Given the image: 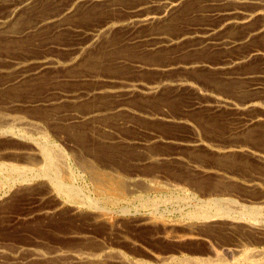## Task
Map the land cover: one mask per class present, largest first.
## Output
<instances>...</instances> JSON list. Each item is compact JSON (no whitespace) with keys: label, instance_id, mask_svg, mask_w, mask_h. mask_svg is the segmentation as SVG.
Segmentation results:
<instances>
[{"label":"rangeland","instance_id":"rangeland-1","mask_svg":"<svg viewBox=\"0 0 264 264\" xmlns=\"http://www.w3.org/2000/svg\"><path fill=\"white\" fill-rule=\"evenodd\" d=\"M246 1H249L250 3H248V5H237L236 3L229 0V1H226V2H223L222 4H220L219 8L226 9V8L237 7L238 9L255 10L258 8H255L256 5H254V4L261 2L262 0H260V1L259 0H252V1L246 0ZM66 2H67V0H62V1L59 0L57 6L54 4L53 6L49 5V6L39 8V12L37 13V17L50 14L49 12H52L53 10H54V12L55 11L57 12V10H59L61 8L63 3L65 4ZM1 4L2 3H0V5ZM2 5L0 6V14H2V12L3 13L6 12V10H7V9H5L7 7L5 5H3V6ZM215 6L216 5H211L210 3H207V5L204 4V6L200 9L199 7L195 6L194 4H191V5H188L185 10H182V11L174 14L173 15L174 19L173 18L171 19L170 24H168V26L165 29L166 32L169 34V37L170 36L173 37L175 34L179 35L183 32H187L188 34L190 33L191 36H193L194 38L180 42V44L178 43V44L173 45L171 47H168V46L163 47L162 46L163 48H161L159 46L161 49L155 48V51L148 50L145 46L146 44H143L145 42H143V43L142 42H140V43L139 42H132V40H131L132 38L137 37L146 31L140 30L137 32V31L131 29L130 27H128L127 24H125L126 22L121 21V18H123V13L126 12L125 15H127V11L130 9V8H127L125 5L122 6V8H121V6L118 8H115L116 10H114V9H110V11L109 10L107 11L105 9H103L102 11L101 10L100 11L95 10V11H92V14H90V15H84V10H82L78 15L69 17V19L67 18V20L65 19L63 21L64 26L68 27V28H65L62 31H55L54 32L52 29L51 30L50 29L49 30H47V29L46 30H40V31L30 35L28 38L25 37L24 39L17 41L15 43L14 47L12 46L13 49L15 48L14 50L10 49L11 47L10 48H4V49L0 50V59L2 58L1 56H3V55L7 56L8 54H10L13 58L18 57L16 59H19V60H20V58H21V60H30L32 58L33 59V60L31 59L32 61H40L41 59L43 60V59H46V57H47V59H50L53 62L55 61L54 63L57 62L59 64L58 65L56 63L58 65V70H59L55 73L57 75V79L51 80L52 78H50V80H49V78L47 79V76L45 75L44 77H42L41 79L38 80L39 82L35 81V82H37V85L35 82H33L32 84H30L31 86H28L25 88L17 87L16 93L13 91L14 93L10 92L9 93L10 95H6V96H8V99L6 98V96H3V95H2L3 97L2 96L0 97V108H1L0 110H3L2 113H0V115L2 117H4L2 121L8 120L13 124L12 126H14L16 124L15 125L16 127L12 129L13 134L15 135L14 136L15 138H13L14 141H16L17 139H19L21 137L22 131H23V134L28 133L29 137L27 135L25 136L26 137L25 139L27 142L29 141V142H32L33 144H38V143H43V141L45 142L47 140L51 145H53L52 147H54V148H60L63 150V152H65V150L66 151L69 150L68 152H65V155H66V161L68 162V164L70 166L74 165V162H75L74 158L70 154L72 149H74V147H75V149L78 148L77 150L82 148V150H84L82 153L86 152L85 155H87V156H89V154H87V153H90L91 154L90 156L93 158L95 157V159L98 161V164H100V165L103 164L104 167L106 165V168H104L106 171V174L107 173L108 174L109 173L114 174L115 176H117V178H119V179L122 178L121 180H123L124 183L128 182V181L130 182V183L129 182L125 183L127 185V188H128V190H126L127 198L125 199L124 202L119 203L120 207H123L124 205L126 206V212H125L126 214H123L122 212L120 213L116 208L113 211H111V213H112L111 216L114 219L120 221L119 224L115 225V227L113 229L109 230V228H105L102 225H93V224H90L89 222H86L84 220H76V219L74 220V216L71 215V217L73 218V219H70L71 221H68V223L66 221H64L63 224L61 223V225H63L66 228H64V230H62L61 232H58L60 235L57 233L56 236L55 235L46 236V235H43V234L36 232L34 229H30V227H28V225H27V221H29V220L27 218H25V217H27L26 213L31 211L32 208H35V207L37 208L39 205H41L40 203L43 204L42 206L45 205L44 202H40L38 199V197L41 194H37L38 193L37 190H34V189L33 190H27V192L29 191L27 193L26 191H23L24 190L23 187H20V188L18 187V186H20V184L18 182L14 183V185H13V183H9L6 179H4V177L0 176V187H1L0 188V204H1L0 205V218L2 216V218L0 219V246L4 247L3 250H5V254L8 253V254H11L13 256H17V257L20 256L21 257L22 255L25 256V254L28 255L29 253H31V250H33L32 253H35V252H38L41 254L46 253L45 255H48V257L51 256V254H49V252L54 253V251H59V252L64 253V254H77L79 251L78 254L82 253V255H88L91 251L96 252V250H99V248H101L102 246H107L108 249H106V250L109 252L121 251L122 253H125L126 255H129L130 257H133V258H143L144 260H148L150 262H152V261L155 262L152 258V256L154 254H161L162 255V254H169V253H178V250H180V249H182L183 253L189 254L188 253V249H189L188 247L196 246V245H193L194 243H191V242H190V244L186 245L187 241L186 242L185 241H171V240L163 239L156 232H154L153 226H154V224L156 225V224H159V222H163L164 219L165 220L169 219V221L175 222L177 219H179L178 217L181 216L179 213L180 211L176 210V208H180V209H182L183 212H186L189 208L194 207V205L197 203L196 199L193 198V196H191L193 198L192 200H191V198H189V199H185V201H184L183 200V198H184L183 196H185L184 191L180 187L175 188V185L183 186L184 189L186 188V192H188V193H191L192 191L196 192L199 197H201V195L207 194L209 192V190L211 189L210 184L212 183V181L204 182L203 184L205 187L203 186V187H200L199 189H197V188L194 189V188L186 185L184 183V181L181 180L182 177L185 174H187V172L189 171V170H187V168L191 169L190 167H193V166H191V165H193V163H195L197 166H199V164H200V166L202 165V167L205 166V169L207 167H208L207 169H213V167H215L216 163L214 162V159L212 157H210L209 154L211 151H210V149L207 148V146L212 147V148H216V145H219L218 143L223 144V143L232 142V141L234 142L235 140L243 141V140H245L243 137H245L246 134L241 135L242 136L241 139H240V136H236L237 138L235 137V135L237 133H239L236 131V130H238L237 126L239 124V113H237L236 110L221 109L218 111V110H214L210 107L205 108V109L203 107L192 109L191 105L195 101H197V97H196L193 89L189 88V85H185L184 87H179L178 85L180 83L191 84L193 87L200 90L203 94L204 93L207 94V96L204 94V97H205L204 100H206V99L208 100L209 98H210L209 100H211L213 97H215V96L219 97L221 95L222 96L229 95L232 97L237 96L238 98L237 97L236 98L238 100L247 99L249 97H253L254 99L257 97L256 99L262 100L264 97V92H259V91L255 90L254 88H252L254 83L259 82L262 85L264 84V56H262V55L256 56V57L254 56L255 58L251 57L247 61V63L240 65L237 67V69H235V71L240 73L241 76L243 75L242 77H244L243 78L244 80L227 78L225 76V74L223 73L222 69H220V67H219V66H221L220 64L223 63L224 60L226 61L229 57L237 56L240 53L246 54V52L248 50H250L252 48H256L257 46H258L257 48L263 49L264 48V46H263L264 45V41H263L264 35L263 36H257L254 39L250 40V42L246 43V45L243 44V46H239L235 49H224V48L216 46L215 44H214L215 45V47H214V45L211 43L205 44L204 40L207 39L209 36H214V37L217 36L218 38H220V37L239 38L242 36V34L244 32V30L242 28H239V27H234L233 29H229L225 32L219 31V33L218 32L215 33L213 31L209 32L208 28H211L212 25H214L216 23V19H214V17L211 15L212 13H209V11L212 12V9ZM259 7H260V5H259ZM46 8H48L49 10ZM206 9L208 12L206 11ZM260 10H261V12L264 13V7L263 6L260 7ZM80 15H81V18H80ZM114 16L116 18H114L113 21L116 23H114L112 21L113 23L110 22V24L108 25V27H110L111 29L114 26L111 34L107 37L105 36L106 37L105 38L101 31L95 32L97 34L96 39H98V41L100 42L99 46L96 48V46H97L96 45L91 50L92 52L91 51L86 52V54L83 56L82 59L77 60L78 62H74L73 64H69V62H68V60L70 61L69 56H73V55H69L70 52L68 50H64V48H68V47L73 48V47L82 46L84 44H89L86 42L89 40L88 39L89 33L94 32L92 29L96 28L100 23H102L106 19H109V18L114 17ZM75 18H76V20H75ZM22 19H23L22 22H24L23 23V25H24L26 23L27 19H24V18H22ZM259 19L257 18L254 21H257L259 23L261 21ZM69 20L72 23H70ZM69 23L72 25H69ZM94 26H96V27H94ZM21 27H22V24H20L19 28H21ZM48 32H50V33H48ZM44 34H46V35H44ZM197 34H198V36H197ZM38 36L40 37V39ZM52 37H54V39ZM174 37H176V36H174ZM36 38H38V39H36ZM99 38H101V39L99 40ZM29 39H30V41H28ZM260 39H262V40H260ZM32 40H34V41L31 42ZM21 41H22V44H21ZM35 41H37L38 43ZM123 41H124V43H123ZM48 42H50V43H48ZM261 42H263V43H261ZM110 43L114 46L111 47ZM51 44H54V45L52 46ZM116 44L120 45L121 48H119ZM21 45H23V46H21ZM17 46H18V48H17ZM24 46L26 49L24 48ZM28 46H30V47H28ZM57 46H60V47H57ZM113 47H117V49L113 48ZM16 51L17 52L19 51V52L17 53ZM20 51L21 52L23 51V53H24V51H26V52L24 54L21 53L22 54L21 55ZM114 51H116V52H114ZM6 52H8V53H6ZM110 53H112V54H110ZM146 53H147V55H146ZM33 54H34V56H37V57H35L36 59L34 58ZM103 54H104V56H103ZM97 55H100L101 57L97 56ZM116 56L119 57V59ZM124 56L128 61L124 58ZM87 57H89V58H87ZM94 58L97 60H95ZM109 59H111V60H109ZM144 59H147V60H144ZM141 60H143V61H141ZM144 61H145V64H144ZM150 61L151 62L153 61L152 62L153 64ZM169 61H171V62H169ZM174 61H176L177 63H175ZM110 62L112 64H110ZM146 62L147 63L150 62L151 64L149 65ZM137 63H138V65L144 64V66L142 65V67L138 68L136 66ZM168 63H170V65H171L169 67V69L166 70L165 72L164 71L161 72L159 70L160 65L161 64H168ZM100 64H102V65L100 66ZM95 65H97L99 67L96 66V68H97L96 69ZM152 65H154V66H152ZM156 65H158L159 68H155ZM192 65L193 66L204 65V66H198L200 68H195V70L192 69L191 67L187 68L188 66H192ZM92 66H94L93 68H95V69H92ZM85 67L87 69L86 71H85ZM145 67H147V68H145ZM100 68L105 69V70H101ZM91 69H92V71H91ZM62 70H64V71H62ZM96 70H100L101 74L103 71V74L101 75L99 73V71L97 74ZM60 71H61V73H60ZM66 71H67V73H66ZM205 71H206V73H205ZM89 72H91V73H89ZM95 72H96V74H95ZM57 73H59V74H57ZM92 73L95 74V76L97 75L98 78L101 79L99 81L97 80L98 82L95 81L96 85H97V83L98 84L99 83L105 84L104 85L105 87L102 90H100V91H102V94H99L100 96L97 95L95 97L96 99L93 98L94 100L85 99L82 97L76 98V99H73V101L71 100L68 102H63L61 104L51 106L52 108L50 107V109L48 108L49 106L48 107H45V106L40 107V106H30L28 104V102H31V99L33 101L36 99L39 100V99L52 98L53 96L50 97L49 95L50 94L54 95L55 91H57V90L58 91H61V90L62 91H72L74 93L79 92V91H84L85 89L93 86L94 82L92 80L90 83H89V81H86L85 83L84 82L71 83V82H64L66 80L61 81L60 80V79H62L61 76L63 74L64 77L67 78V76H68V78H69V77L75 76L74 74H79L80 76L81 75L85 76L86 74H92ZM4 76L11 77L12 74H7V75L5 74ZM45 78H46L47 82H49L48 83L49 85L46 83ZM179 78H181V79H179ZM1 80H3L2 77L0 78V81ZM235 80H241V81L236 82ZM59 81H61V82H59ZM43 82H45V83H43ZM50 82H52L53 85L56 82V84L54 86V88L56 90L53 88V85ZM41 83H42V85L44 84V86H42ZM57 83L60 84V87ZM150 83H151V85H150ZM45 84H46V86H45ZM142 84H143V86H147V87L152 86V85H154V86L158 85L161 87V90L157 94H145L144 89L147 87H143ZM242 84H244V86ZM50 85H52V87H50ZM127 85H129V88ZM130 85H132V86H130ZM167 85H170V86L168 87ZM111 86H112V89L110 88ZM139 86H140V88H138ZM43 87H45V88H43ZM114 87H116V88H114ZM242 87H244V88H242ZM79 88H82V89H79ZM121 88H123V89H121ZM30 89H32V90H30ZM77 89H79V91H77ZM32 91H34V92L32 93ZM51 91H52V93H51ZM237 91L240 93H238ZM40 92H44V93L40 94ZM105 92L107 93V96H106ZM23 93L24 94L26 93V95H24ZM42 94L44 95V97L42 96ZM109 94H111L112 98L110 97ZM31 95H34V96H31ZM46 95L48 97H46ZM259 95L261 96L260 98L258 97ZM116 96H117V99H116ZM121 96H124L126 101L124 100V98H121ZM35 97H36V99H34ZM107 97H108V99H107ZM109 97L111 99H109ZM241 97H242V99H241ZM121 99H123V100H121ZM14 100H17V101H14ZM101 100L105 101L106 104L104 102H102ZM7 101H10V102L8 103ZM81 102H82L83 106H82ZM109 102H111L110 105H109ZM261 102H262V104H264L263 101H261ZM91 103H93V104H91ZM97 103L98 104L100 103V104L97 105ZM101 103L103 105V108L100 107V106H102ZM121 103L122 104L124 103V105H122ZM79 105H81V106H79ZM108 105L110 106V108L108 107ZM119 105H122L125 108L129 107L128 109L130 110V112L132 111V114L130 112H128L129 113L128 114L126 112L117 111V112L113 113L114 115H116L115 116L116 118H114V115L112 113H111L112 115H110L108 113V114H105L103 117L100 116V117H96V118H93V117L91 118L89 115L86 114V113H89L91 110H93V108L98 109L100 107L101 109L111 110L114 107L119 106ZM63 107H65V108H63ZM21 108H23V109H21ZM34 109H36L37 111L36 110H35L36 112L33 111ZM38 109H40V110H38ZM51 109H53L54 111H52ZM5 110H7V111H5ZM8 110H10V111H8ZM70 110H72V111H70ZM13 111L16 112L17 114H15ZM84 111H86V112L84 113ZM6 112L7 113L11 112V113L7 114ZM3 113H6V114H3ZM73 114L75 116H77V115L83 116V118L81 120L80 119L74 120V116H72ZM127 114H128V116H127ZM8 116H10V117H8ZM2 117L0 119H2ZM6 117H8V118H6ZM88 119L90 122H88ZM19 120H21V121H19ZM193 120H196V121H193ZM28 121H29V124L31 126V127L29 126V128H28V123H27ZM59 121H62V122H59ZM20 122H23V123H21L19 125ZM31 122L33 125L35 124L34 125L35 127L33 125H31ZM78 122H80V123H78ZM62 123H64L65 125L63 124V126H62ZM83 123L86 125H84ZM104 123H106V124H104ZM36 124H38V125L36 126ZM80 124H81V126H80ZM59 125H61V126H59ZM87 125H89V126H87ZM93 125L94 126L96 125V126L94 127ZM100 125H102V126H100ZM49 126L51 128V132H50V128H48ZM75 126H77V127L79 126V129H77V127L75 128ZM21 127H23V128H22L21 133H20ZM37 127H39V128H37ZM63 127H64V129H63ZM87 127H88V129H87ZM103 127H105V128H103ZM52 128H54L55 130ZM72 128L76 132L74 130H70ZM26 129H27V131H26ZM33 129L40 131L42 134L38 135L36 133V131H33ZM54 131L55 132L57 131L56 132L57 134ZM98 131H99V133H98ZM101 131L105 132V133L102 134ZM106 131H108V132L110 131L111 136L109 133H108V135H109L108 136L106 134L107 133ZM93 132L95 133V135ZM44 133H45V135H44ZM263 134L264 133H262L261 131H256V134L254 136V140L252 142H248L247 140L246 141L248 143H250L251 145H253L254 149H256L259 152L264 153V135ZM59 135H60V137H59ZM70 135H72V136H70ZM105 135H106L107 139L105 138ZM16 136H18V137H16ZM69 136H70V138H69ZM77 136H79L81 138L79 139V137H77ZM100 136H101V138H100ZM33 137H35V138H33ZM44 137H47V139H45ZM72 138L73 139L77 138V139L72 140ZM99 139H101V140H99ZM147 139L148 140L150 139L149 142L147 143L148 147L146 145V146L142 147V149H141L140 147H137V145L134 144V143L144 142ZM194 139L201 140L207 146H205V147H203V146L191 147V146L187 145L188 142H192ZM34 140L37 143L33 142ZM108 141L110 142L109 144L111 146H109ZM27 142H22L21 140H17L15 143V146L22 147V149H27L31 145V144H28ZM80 142L83 144H79ZM130 142L133 144H131ZM209 142L211 145L209 144ZM76 145H77V148H76ZM101 145L103 147L104 146L105 147L103 148ZM106 147H108V148H106ZM105 150H107L108 152ZM141 150H143V151H141ZM144 150H146V151H144ZM97 151H98V153H97ZM79 152H80V150H79ZM97 154H99V156ZM146 154H151V155L146 156ZM100 155H102V156H100ZM195 156H196V160H195ZM163 157H166V158L163 159ZM177 157H181L182 159H176ZM21 158L22 159L18 160L17 163L22 162L20 164H23V161L25 158L23 156H21ZM100 158H103V159H100ZM142 158H144V160ZM147 158H148V160L151 159V161L147 162L148 161ZM155 158L158 162L155 161ZM235 158L239 159L238 157H235ZM145 159H146V161H145ZM246 159L249 162L248 163L249 166L247 168L250 171L252 170V174L250 173V171L247 168H246V170L245 169L242 170L241 166H243V164L242 163L240 164V162H239V165H237L238 167L236 165H232V163L229 165V167H227V169L229 168V170H231V171H234L235 168H237L236 170H238V171L235 170L237 172L236 175L240 178L243 177L242 178L243 181L244 180L246 181V178L254 177L257 173H260L263 171L262 167L264 168L263 164L258 163L256 160L252 159V157L248 156ZM161 160H163V161L161 162ZM13 161L16 162L17 160L16 161L13 160ZM26 163H28L27 160L24 161V164H26ZM210 165H211V167H210ZM107 166H108V168H107ZM127 167H128V169H126ZM258 168H260V170ZM117 171H119V172L117 173ZM124 176L127 178L125 179ZM262 177L264 178V176H262ZM135 178H140L141 181L140 180H138V181H140L141 186H138L140 184V183L138 184V181L137 182L134 181ZM131 180H133V181H131ZM144 181L147 183H145ZM150 181L152 184L150 183ZM162 181L167 182V183H159ZM132 182H134V183H132ZM170 183H172V184H170ZM206 183H208V184H206ZM128 184H129V186H128ZM173 184H175V185L173 186ZM80 185H82V187H83L84 194H86V195L88 194L95 201H98V195L95 193L93 184L89 182V179L87 178V176L85 177V179L80 180ZM164 185H166V186L163 187ZM139 187H141V188H139ZM145 187H150V188H155V187L158 188L159 187V188H163V189L157 190L160 194L157 191H153L151 189L150 193L148 195H145L146 190L149 189V188L146 189ZM131 188L132 189L134 188L135 192ZM206 188H207V190H206ZM129 189L132 191H130ZM15 190H17V191H15ZM32 193H34V194H32ZM168 193H170V194H168ZM143 195H145L146 198L149 196L154 197L156 195L159 199H161V198L162 199H165V198L168 199V197L170 195V197H169L170 200L168 199V202H167V199L165 201L162 200V201L166 202L165 204H161V207H162L161 210H163L165 215L155 214L153 209L148 208V207H142L141 206L142 204H140V203H142V200H139V198ZM159 196H162V197L160 198ZM171 196L173 198L175 197V199H171L172 198ZM254 196L257 198L259 197L260 199H261V197L263 198L264 197V190L256 189ZM176 197H178V199ZM159 199H158V201H160ZM263 200H264V198H263ZM176 202H177V204H175ZM187 203L188 204L191 203V204H189L190 206L189 205L186 206ZM114 211H116V212H114ZM171 212H173V213L171 214ZM170 217H171V220H170ZM143 219L148 220V222L145 223V221ZM149 220H151V221H149ZM152 220H154L153 224H152V222H153ZM66 223H67V225L65 226ZM185 246L186 247L188 246V247L185 248ZM51 250H52V252H51ZM71 251H73V252H71ZM87 252H88V254H87Z\"/></svg>","mask_w":264,"mask_h":264},{"label":"bare ground","instance_id":"bare-ground-1","mask_svg":"<svg viewBox=\"0 0 264 264\" xmlns=\"http://www.w3.org/2000/svg\"><path fill=\"white\" fill-rule=\"evenodd\" d=\"M58 1L59 0H0V3H2L3 5H5L7 7V8H5V9H7L6 12H4V13L2 12V14H0V50H2L4 48H10V47H11L10 49H13V47L17 41H20V40L24 39L25 37L28 38L30 35L38 32L40 30H46V29L51 30L52 29L54 32L55 31H62L65 28H68V27L64 26L63 21L65 19L67 20V18L69 19V17L78 15L82 10H84V15H90V14H92V11H95V10H97V11L98 10L102 11L103 9H105L107 11L108 10L110 11V9L116 10L115 8H118L120 6L122 8V6H124V5L130 9L129 10L127 9L128 10L127 15H125L126 12L125 13L122 12L123 18L120 17L121 21L126 22L125 24H127L128 27H130L131 29H133L137 32L140 30L146 31V32H143L142 34H140L139 36L134 37L132 39L130 38V39L132 40V42H139V43L145 42L143 44H146L145 45L146 48L150 51H155V48H160V47L161 48L167 47V46L171 47V46L176 45L178 43L180 44V42L194 38L193 36H191L190 33H189L190 34L189 35L187 32H183L179 35L175 34L174 36H176V37H174V36L169 37V34L165 30L166 27L168 26V24H170L171 19L172 18L174 19L173 15L176 14L177 12L185 10L186 7L188 5H191V4H194L195 6L199 7L200 9L204 6V4L207 5V3H210L211 5H216L212 9V12L209 11V13H212L211 15L214 17V19H216V23L214 25H212L211 28H208L209 32H211V31H213L215 33H217V32L219 33V31L225 32L229 29H233L234 27H239V28H242L244 30L242 36L239 38H234V37H230V38L229 37H220V38H218L217 36L216 37L209 36L207 39L204 40L205 44L211 43L213 45L215 44L216 46L224 48V49H235L239 46H243V44L246 45V43L250 42V40L254 39L257 36H263L264 35V13L261 12V10H260L261 6L264 7V0L254 4V5H256L255 8H258L255 10H244V9H238L237 7L226 8V9L219 8L220 4H222L223 2L229 1V0H67V2L65 4L63 3L61 8L59 10H57V12L56 11L54 12V10L52 9L53 13L49 12L50 14L37 17V13L39 12V8L49 6V5L53 6L54 4L57 6ZM231 1L236 3L237 5H248V3H250L249 1H246V0H231ZM259 5H260V7H259ZM46 9H48V8H46ZM206 11H207V9H206ZM22 18L27 19L26 23L24 25H23L24 22H22V20H23ZM80 18H81V15H80ZM114 18H116V17L114 16V17H111L109 19H106L105 21L100 23L97 27L94 26L96 28L92 29L94 32L89 33V38H88L89 40L86 42L89 44L83 43L84 45L81 44L82 46L73 47V48H69V47L64 48V50H68L70 52L69 55H73V56H69L70 57V61L68 60L69 64H73L74 62H78L77 60L82 59L83 56L86 54V52H88V51L90 52L96 45H97L96 48L99 46L100 42L98 41V39H96L97 34L95 32L101 31L103 33L104 37L105 36L107 37L111 34L114 26L111 29L110 27H108V25L110 24V22L113 21ZM257 18L258 19L260 18L259 20H261L259 23L257 21H254ZM75 20H76V18H75ZM70 23H72V22L70 21ZM70 23H69V25H72ZM114 23H116V22H114ZM20 24H22L21 28H19ZM48 33H50V32H48ZM44 35H46V34H44ZM197 36H198V34H197ZM52 38L54 39V37H52ZM36 39H38V38H36ZM39 39H40V37H39ZM100 39L101 38H99V40ZM260 40H262V39H260ZM28 41H30V39ZM33 41L34 40H32L31 42H33ZM35 42H37V41H35ZM48 43H50V42H48ZM123 43H124V41H123ZM261 43H263V42H261ZM21 44H22V41H21ZM54 44H51V45L53 46ZM23 45H21V46H23ZM110 45H111V47L114 46L111 43H110ZM215 45H214V47H215ZM18 46H17V48H18ZM117 46L119 48H121L120 45H117ZM28 47H30V46H28ZM57 47H60V46H57ZM257 47L248 50L246 52V54L240 53L237 56L229 57L226 61L224 60V62L221 63L220 64L221 66H219V67H220V69H222L225 76L227 78H231V79L244 80L243 79L244 77H242L243 75L241 76L240 73L235 71V69H237L238 66L247 63V61L251 57H254V56L256 57V56H261V55L264 56V48L260 49ZM24 48H25V46H24ZM113 48L117 49V47H113ZM25 52L26 51H24V53ZM114 52H116V51H114ZM6 53H8V52H6ZM21 53L24 54L23 51L22 52L20 51V54ZM110 54H112V53H110ZM146 55H147V53H146ZM3 56H1L2 58L0 59V78L2 77V79H3L0 81V97L2 95L3 96L10 95L9 93L10 92L12 93L13 91L16 93L17 87L25 88V87L31 86L30 84H32L35 81H38L39 79H41L45 75L47 76V79L49 78V80H50V78H52L51 80L57 79V75L55 73L57 71H59L58 70L59 64L56 62L58 64L57 65L56 63H54L55 61L53 62L52 60L47 59V57H46V59H43V60L41 59L40 61H32L33 60L32 58H31L32 60L31 59L30 60H21V58L19 60V59H16L18 57L13 58L10 54H8L7 56H4V57ZM33 56H34V54H33ZM97 56H100V55H97ZM103 56H104V54H103ZM35 57H37V56H34V58ZM89 57H87V58H89ZM117 58L119 59V57H117ZM124 58H125V56H124ZM95 60H97V59H95ZM109 60H111V59H109ZM144 60H147V59H144ZM141 61H143V60H141ZM150 62L149 63L146 62V63L150 65L153 61L151 63ZM169 62H171V61H169ZM174 62L177 63L176 61H174ZM110 64H112V63L110 62ZM144 64H145V61H144ZM144 64L138 65V63H137L136 66L138 68H140V67H142V65L144 66ZM97 65H95V68ZM101 65L102 64H100V66ZM152 66H154V65H152ZM170 66H171L170 63L161 64L159 70L161 72H163V71L165 72L166 70L169 69ZM198 66H204V65H195V66L192 65V66H188L187 68L191 67L192 69L195 70V68H200ZM93 67L94 66H92V69H95ZM97 67H99V66H97ZM145 68H147V67H145ZM155 68H159V66L156 65ZM92 69H91V71H92ZM86 70L87 69L85 67V71ZM101 70H105V69H101ZM62 71H64V70H62ZM67 71H66V73H67ZM98 71L100 73V70H96L97 74H98ZM96 72H95V74H96ZM60 73H61V71H60ZM89 73H91V72H89ZM93 73L92 74H86L85 76H82V75L80 76L79 74H74L75 76L69 77V78L67 75H66L67 76V78H66L62 74V76L60 75L62 79H60V78L59 79L61 81L66 80L64 82H71V83L84 82L85 83L86 81H89V83H90L92 80L94 82V84L92 87L87 88L84 91H79V89H82V88H79V89H77V91H79V92H75V93L72 91H62V90L58 91L57 90V91H55V94H54L55 96L48 94L50 97L53 96L52 98L37 100L35 97L34 99H36V100L32 101V99H31V102H28V104L30 106H40V107H44V106L48 107L49 106L48 108L50 109L51 106L61 104L63 102H68L71 100L73 101V99H76V98L82 97L85 99L94 100L93 98H95L99 94H102V91H100V90H102L105 87L104 86L105 84H100V83L98 84L97 83V85H96L95 81L98 82L101 79H99L98 76L97 75L95 76V74H93ZM205 73H206V71H205ZM5 74L6 75L12 74V76L7 77V76H4ZM57 74H59V73H57ZM102 74H103V71H102ZM179 79H181V78H179ZM45 80H46V78H45ZM241 80H235V81L240 82ZM61 81H59V82H61ZM35 83L37 85V82H35ZM43 83H45V82H43ZM46 83L48 84L49 82H47V80H46ZM50 83H52V82H50ZM55 84H56V82L54 83V85L52 83L53 88H54ZM41 85H42V83H41ZM52 85H50V87H52ZM58 85L60 87V84H58ZM150 85H151V83H150ZM185 85H189V88L193 89V91L197 97V101H195L191 105L192 109L202 108V107L205 109V108L210 107V108H212L214 110H218V111L221 109L236 110L237 113H239V124L237 126L238 130H236V131L239 133H237L235 135V137L240 136V139H241L242 138L241 135L246 134V136L243 137L245 139L243 141L235 140L234 142L232 141V142H227V143H223V144L218 143L219 145L215 144L216 148L208 147L201 140H198V139H194L192 142L187 143V145H189L191 147H201V146L205 147V146H207V148L210 149V151H211L209 155H210V157H212L214 159V162L216 164H215V167H213V169H207L208 167L205 169V166H203L204 167L203 168L202 165L200 166V164H199V166H197L195 163H193V165L190 164L193 167H190L191 169L187 168V170H189V171L183 177L181 176L182 179L181 178L180 179L183 180L186 185H188L194 189H196V188L199 189L200 187H203L204 186L203 183L206 181H212V183L210 184L211 189L209 190V192L207 194H203V195H201V197H199L196 192L192 191L193 193L192 192L188 193V192H186V188L184 189L183 186L173 184V186L175 185V188L180 187L184 191V193H185V196H183L184 201H185V199L191 198V200H192L193 198H195L197 203L194 205V207H191V208L188 207L189 209L186 212H183L182 209H180V208H176V210L180 211L179 213L181 216L178 217L179 219L176 220L174 218L176 220L175 222L169 221V219L168 220L164 219L163 222L158 221L159 224H156V225L154 224L153 230L163 239H167V240H171V241H185V242L187 241L186 245L190 244V242L194 243L193 245H196L194 247H188L187 246L190 249V250L188 249L189 254L183 253L182 249L178 250V253H169V254H162V255L161 254H154L152 256V258L155 262H153V261L150 262L148 260H144L143 258L130 257L129 255H126L125 253H122L121 251L109 252L106 250V249H108L107 246H102L101 248H99V250H96V252L91 251L89 254L87 252L88 255H82V253L78 254L79 251L77 254H64V253H61L59 251H54V253L49 252V254H51V256L48 257V255H45L46 253L45 254H41L38 252L32 253L33 250L30 249L31 253H29L28 255L25 254V256L22 255L21 257L20 256L17 257V256H13L11 254H8V253L5 254V250H3L4 247L0 246V264H264V200H263L264 197L262 198L260 196L261 197V199H260L259 197L257 198L254 196L256 189L264 190V178L262 177V176H264V168L262 167L263 171L261 170L262 172L257 173L254 177L246 178V181L242 180L243 177L240 178L236 175L237 174L236 171H238V170H236L237 168H235L236 171L235 170L231 171V170H229V168L227 169V167H229V165L231 163H232V165L237 166V165H239V162H240V164L241 163L243 164V166L240 165L242 170H244V169L246 170V168L249 166L248 165L249 162L246 159L248 156L252 157V159L256 160L258 163H261L264 165V153L257 151L256 149L253 148V145L248 143V142H252L254 140V136L256 134V131H261L262 133H264V104H262V102H261V101L264 102V100H263L264 97L262 100L256 99L257 97L255 99L253 97H249L247 99H242V97H241L242 100H238L237 96H236L237 97L236 98V97H232L229 95H225V96L221 95L222 97L221 96H219V97L215 96L211 100H209L210 98L208 100L207 99L204 100L205 99V97H204L205 93L203 94L200 90L193 87L191 84L180 83L178 86L184 87ZM242 85L244 86V84H242ZM42 86H44V84ZM45 86H46V84H45ZM127 86L129 88V85H127ZM130 86H132V85H130ZM142 86H143V84H142ZM167 86L169 87L170 85H167ZM143 87H147V86H143ZM43 88H45V87H43ZM110 88L112 89V86ZM114 88H116V87H114ZM138 88H140V86ZM242 88H244V87H242ZM252 88H254L255 90H257L259 92H264V84L262 85L259 82L254 83ZM121 89H123V88H121ZM30 90H32V89H30ZM144 90H145L144 91L145 94H157L160 92L161 87L158 85L157 86L152 85V86H148ZM52 91H51V93H52ZM33 92L34 91H32V93ZM26 93L25 94L23 93V94L26 95ZM41 93H44V92H40V94ZM238 93H240V92H238ZM109 95L112 98L111 94H109ZM205 95L207 96V94H205ZM31 96H34V95H31ZM42 96L44 97L43 94H42ZM106 96H107V93H106ZM46 97H48V96L46 95ZM110 97H109V99H111ZM258 97L260 98L261 96L259 95ZM6 98L8 99V96H6ZM121 98H124V96H121ZM107 99H108V97H107ZM116 99H117V96H116ZM121 100H123V99H121ZM124 100L126 101L125 98H124ZM10 101H7V102L9 103ZM14 101H17V100H14ZM102 102L105 103V101H102ZM110 103L111 102H109V105H110ZM124 103L123 104L121 103V104L124 105ZM81 104H82V102H81ZM91 104H93V103H91ZM99 104L97 103V105H99ZM101 105H102V103H101ZM109 105H108V107L110 108ZM122 105L116 106L111 110L101 109V108H103V105H102V106H100L101 108L100 107L98 109L93 108V110H91L89 113H86V114L89 115L91 118L92 117L96 118V117H100V116L103 117L105 114H108V113L110 115H112L114 112H117V111H122V112H126V113L130 112V110L128 109L129 107L125 108ZM79 106H81V105H79ZM82 106H83V104H82ZM63 108H65V107H63ZM21 109H23V108H21ZM35 110L36 109H34L33 111H35ZM38 110H40V109H38ZM51 110L54 111L53 109H51ZM2 111L3 110H0V113H2ZM5 111H7V110H5ZM8 111H10V110H8ZM70 111H72V110H70ZM85 112L86 111H84V113ZM6 113H3V114H6ZM8 113H11V112H8ZM14 113L17 114L16 112H14ZM130 113L132 114V111ZM128 114H127V116H128ZM72 116H74V120H78V119L81 120L83 118V116H79V115L75 116L74 114ZM115 116L116 115H114V118H116ZM1 117L2 116L0 115V118ZM8 117H10V116H8ZM8 117H6V118H8ZM3 118L4 117H2V119H0V176L4 177V179H6L9 183H13V185H14V183L18 182L20 184V186H18V187L19 188L23 187V189H24L23 191L27 192V190H33V189L37 190V192H38L37 194H41L38 197L39 201L44 202V204H45L44 206H42L43 204L40 203L41 205H39L37 208L34 206L35 208H32L31 211L26 213L27 217H25V218H27L29 220V221H27V225H28V227H30V229H34L36 232L43 234V235H46V236H52V235L56 236L58 232H61L62 230H64V228H66L63 225H61V223L63 224L64 221H66L68 223V221H71L70 219H73L71 217V215L74 216V220L75 219L76 220H84V221L89 222L90 224H93V225H102L105 228H109V230L113 229L115 227V225L119 224L120 221L114 219L111 216V214H112L111 211H113L116 208L120 213L122 212L123 214H126L125 213L126 212V206L124 205L123 207H120L119 203L124 202L125 199L127 198L126 190H128V188H127V185L125 183H128L129 181L124 183V181L121 180L122 178L119 179L114 174H110V173L106 174V171L104 169V168H106V165L104 167L103 164L102 165L98 164V161L95 159V157L94 158L91 157L90 153H87V154H89V156L85 155L86 152L82 153L84 151L81 148L82 146L80 147L81 149H79L80 152H79V150H77L78 149L77 145H76L77 149H75V147H74V149H72L70 154L74 158L75 162H74V165L70 166L68 164V162L66 161V155H65V152H68L69 150L68 151L65 150V152H63V150L60 148H54V147H52L53 145H51L47 140L45 142L43 141V143H38V144H33L32 142H29V141L27 142L25 139L26 138L25 136L26 135L28 136V133L23 134V131L21 133V130L23 127L20 128V133L23 136L21 135V137L17 140H21L22 142H27L28 144H31V145L27 149H22V147L15 146V143L17 140L14 141V139H13V138H15L14 137L15 135L13 134L12 129L16 127L15 126L16 124L14 126H12L13 124L8 120L2 121ZM19 121H21V120H19ZM193 121H196V120H193ZM23 122H20L19 125ZM59 122H62V121H59ZM88 122H90L89 119H88ZM27 123H28V128H29V126H30L29 121ZM78 123H80V122H78ZM63 124L64 123H62V126H63ZM104 124H106V123H104ZM31 125H33L32 122H31ZM37 125L38 124H36V126ZM84 125H86V124H84ZM59 126H61V125H59ZM80 126H81V124H80ZM87 126H89V125H87ZM100 126H102V125H100ZM76 127L77 126H75V128ZM37 128H39V127H37ZM48 128H50V126ZM103 128H105V127H103ZM52 129H54V128H52ZM63 129H64V127H63ZM77 129H79V126L77 127ZM87 129H88V127H87ZM70 130H74V129L72 128ZM26 131H27V129H26ZM33 131H36V133L38 135L42 134L40 131H37L34 129H33ZM50 132H51V128H50ZM106 132H107L106 133L107 135H108V133L110 134V131L109 132L106 131ZM98 133H99V131H98ZM103 133H105V132H102V134ZM44 135H45V133H44ZM72 135H70V136H72ZM94 135H95V133H94ZM70 136H69V138H70ZM110 136H111V134H110ZM16 137H18V136H16ZM59 137H60V135H59ZM77 137H79V136H77ZM33 138H35V137H33ZM44 138L47 139V137H44ZM80 138L81 137H79V139ZM100 138H101V136H100ZM105 138H106V135H105ZM75 139H77V138H74V139L72 138V140H75ZM99 140H101V139H99ZM149 140L147 139L144 142L134 143V144L137 145V147H140L142 149V147L147 145ZM33 142L37 143L35 140ZM109 143L110 142L108 141V144ZM79 144H83V143L80 142ZM131 144H133V143H131ZM209 144H210V142H209ZM109 146H111V145L109 144ZM147 147H148V145H147ZM106 148H108V147H106ZM107 150H105V151H107ZM141 151H143V150H141ZM144 151H146V150H144ZM97 153H98V151H97ZM97 155L99 156V154H97ZM147 155H151V154H146V156ZM21 156H23L25 158V159L23 158L24 161L27 160L28 163L24 164V161H23V164H20L22 162L17 163L18 160L22 159ZM100 156H102V155H100ZM235 157H238L240 160L236 159ZM165 158L166 157H163V159H165ZM100 159H103V158H100ZM142 159L144 160V158H142ZM176 159H182V158L177 157ZM13 160H15V161L17 160V161L14 162ZM147 160H148V158H147ZM195 160H196V156H195ZM145 161H146V159H145ZM150 161H151V159L148 160L147 162H150ZM155 161H157L156 158H155ZM162 161L163 160H161V162ZM210 167H211V165H210ZM107 168H108V166H107ZM126 169H128V167ZM258 169L260 170V168H258ZM118 172L119 171H117V173ZM250 173L252 174V170L250 171ZM86 176L89 179V182L93 184L94 191L98 195V201L99 202L95 201L90 195L84 194L83 187H82V185H80V180L85 179ZM124 178L126 179L127 177L124 176ZM138 180H140V178L134 179V181H136V182ZM131 181H133V180H131ZM140 181H138V184L140 183ZM132 183H134V182H132ZM145 183H147V182H145ZM150 183H151V181H150ZM159 183H167V182L162 181ZM170 184H172V183H170ZM206 184H208V183H206ZM128 186H129V184H128ZM138 186H141V183ZM165 186L166 185H164L163 187H165ZM156 187L155 188L145 187L146 189L149 188L148 190H146L145 195H148L150 193L151 189L153 191L163 189V188H159V187L156 188ZM139 188H141V187H139ZM132 190L134 191V188ZM132 190H130V191H132ZM206 190H207V188H206ZM15 191H17V190H15ZM32 194H34V193H32ZM168 194H170V193H168ZM145 195L141 196L140 198L137 196L139 198V200H142V203H140V204H142L141 206L153 209L155 214L165 215L163 210H161V208H162L161 204H165L166 202H164V201L167 198L164 197L165 199H162L161 198L162 196H159L161 198V199H159L156 195H155L156 197L155 196L154 197L149 196L146 198ZM191 196H193V198ZM169 197H170V195H169ZM169 197H168V199H169ZM176 198L178 199V197H176ZM158 199L160 201H158ZM168 199H167V202H168ZM171 199H175V197L174 198L172 197ZM162 200H164V201H162ZM175 204H177V202ZM189 204H191V203H189ZM189 204L187 203L186 206ZM114 212H116V211H114ZM172 213L173 212H171V214ZM1 218H2V216H1ZM143 220L145 221V223L148 222V220H146V219H143ZM170 220H171V217H170ZM149 221H151V220H149ZM152 221H153L152 222V224H153L154 220H152ZM67 223L65 224V226L67 225ZM187 247L185 246V248H187ZM51 252H52V250H51ZM71 252H73V251H71Z\"/></svg>","mask_w":264,"mask_h":264}]
</instances>
